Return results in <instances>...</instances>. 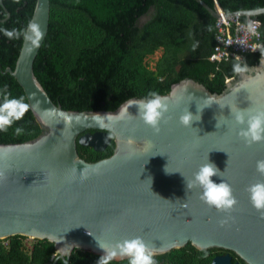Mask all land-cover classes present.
Returning <instances> with one entry per match:
<instances>
[{"label": "water", "instance_id": "95a60500", "mask_svg": "<svg viewBox=\"0 0 264 264\" xmlns=\"http://www.w3.org/2000/svg\"><path fill=\"white\" fill-rule=\"evenodd\" d=\"M194 1L214 19L218 10L227 18L264 14V7L223 13L216 1L214 8ZM49 16L50 0H35L28 23H37L43 36L35 47L22 38L14 68L4 70L21 87L41 132L0 143L6 176L0 181V239L21 235L52 242L45 264H67L75 248L101 256L99 245L135 237L156 255L190 244L227 251L207 264H264V218L247 191L264 183L256 170L264 142L246 145L233 116L237 108L264 111V54L242 75L227 78L219 92L191 77L172 83L161 95L169 111L157 135L138 116L140 101L148 98H129L112 111L64 110L51 100L32 69ZM185 109L200 116L192 128L179 122ZM110 140L111 153L95 161L77 151V143L100 151ZM207 159L222 172L212 181L233 188L238 203L230 213L206 205L199 187L187 188Z\"/></svg>", "mask_w": 264, "mask_h": 264}, {"label": "trees", "instance_id": "16d2710c", "mask_svg": "<svg viewBox=\"0 0 264 264\" xmlns=\"http://www.w3.org/2000/svg\"><path fill=\"white\" fill-rule=\"evenodd\" d=\"M202 1L209 8H214L216 1L223 13L264 7V0ZM34 3L2 0L0 5V103L5 85L10 98L23 97L26 103L16 79L4 72L6 67L14 68L22 37L9 39L3 30L25 29ZM250 19L260 22L259 51L216 63L208 59L215 19L194 0H50L48 32L32 69L51 100L64 110L112 111L129 98H150V92L162 95L172 83L185 77L202 82L211 92H219L227 78L237 75L234 65H253L264 54V14ZM158 48L161 54L151 69L145 59ZM17 127L23 129L21 135H16ZM40 132L28 110L6 132H0V143L24 141ZM112 149V140L100 151L77 143V151L86 161L108 156ZM24 239L21 235L0 239V264L50 261L52 242L33 239L28 249ZM201 252L188 244L155 255L154 259L157 264H207L216 254L227 251L210 248L206 255ZM230 254L232 260L238 259ZM99 257L75 248L67 264H96ZM56 264L65 263L58 259ZM111 264H128V260Z\"/></svg>", "mask_w": 264, "mask_h": 264}, {"label": "clouds", "instance_id": "9594fccd", "mask_svg": "<svg viewBox=\"0 0 264 264\" xmlns=\"http://www.w3.org/2000/svg\"><path fill=\"white\" fill-rule=\"evenodd\" d=\"M19 3V0H15ZM215 3V2H214ZM264 11V10H261ZM250 30L254 32V29ZM4 35L9 39L23 38L30 41L32 46H38L43 33L40 26L35 22L27 24L26 29H4ZM236 74L242 75L247 71L246 65L236 64L233 66ZM3 102L0 103V132H6L16 121L21 120L29 110V105L24 102L23 97L10 98L7 86L3 89ZM150 98L140 101L138 105V116L142 122L152 129L153 134H159L161 125L167 123V113L169 104L166 97H162L156 92L148 94ZM200 109L197 108V113ZM235 123L240 125L237 133L246 145L252 143L264 142V111H258L255 114L250 113L247 109H236L233 113ZM123 116L118 117L122 119ZM111 119V118H110ZM199 114L193 115L187 109L179 117L182 126L192 128V122L199 120ZM218 127V123L216 125ZM16 135H21L23 129L17 127ZM256 170L260 175H264V160L256 162ZM219 169L215 164L208 161L203 164L194 174V178L187 182V188L199 187L201 189L200 199L209 207H214L217 211L230 213L234 210L238 201L233 194V188L226 182L214 183L211 179L213 176H221ZM222 177V176H221ZM86 178V177H82ZM6 179L4 170H0V181ZM249 198L252 206L260 212L261 218H264V183H255L248 187ZM226 221H222L221 224ZM103 251L96 264H111L112 261L127 258L128 264H157L154 259L156 255L153 249L148 248L141 237L124 239L113 245H99Z\"/></svg>", "mask_w": 264, "mask_h": 264}, {"label": "built area", "instance_id": "2783aa9c", "mask_svg": "<svg viewBox=\"0 0 264 264\" xmlns=\"http://www.w3.org/2000/svg\"><path fill=\"white\" fill-rule=\"evenodd\" d=\"M218 13L219 17L214 22L213 43L208 55L211 62L227 61L246 52L259 51L262 46L259 21L240 20L238 16L227 18L219 10ZM250 25L254 32L250 30ZM4 244H7V241Z\"/></svg>", "mask_w": 264, "mask_h": 264}, {"label": "rangeland", "instance_id": "374dc122", "mask_svg": "<svg viewBox=\"0 0 264 264\" xmlns=\"http://www.w3.org/2000/svg\"><path fill=\"white\" fill-rule=\"evenodd\" d=\"M144 21H145V18H142L141 19V23H144ZM160 54H161V49L160 48H158L157 50H155L151 55H149L148 57H146V59H145V61H146V63H147V66L149 67V68H153L154 67V64H155V62H156V60L158 59V57L160 56ZM5 241H3V243H4ZM24 242H26V247L29 249L30 247H31V243L33 242V239L32 238H29V237H26L25 239H24ZM189 248V247H188ZM190 249V248H189ZM206 251H202L201 253H200V255H206Z\"/></svg>", "mask_w": 264, "mask_h": 264}]
</instances>
